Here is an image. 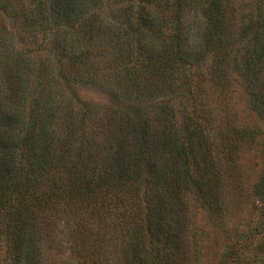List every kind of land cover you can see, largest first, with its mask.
<instances>
[{"label": "trees", "instance_id": "16d2710c", "mask_svg": "<svg viewBox=\"0 0 264 264\" xmlns=\"http://www.w3.org/2000/svg\"><path fill=\"white\" fill-rule=\"evenodd\" d=\"M262 81L264 0H0V264L197 262L255 144L233 84L264 120ZM254 194L232 264H264Z\"/></svg>", "mask_w": 264, "mask_h": 264}, {"label": "rangeland", "instance_id": "374dc122", "mask_svg": "<svg viewBox=\"0 0 264 264\" xmlns=\"http://www.w3.org/2000/svg\"><path fill=\"white\" fill-rule=\"evenodd\" d=\"M260 83H264V81ZM61 87H63L62 82ZM233 87L235 93L231 96L229 104L230 114L228 115L229 118L227 117L226 119V123L227 125L229 123L230 125L240 124L254 129L256 131L255 144L249 151H245L240 155L242 173L238 181V195L240 194V196L236 202H232L227 214L226 224L216 232L208 228H203L202 224L205 219H202L199 213L197 215L195 213V218L191 217L192 220L195 221V225H193L192 228L197 231L198 235H200V233L202 234L201 231L205 229L204 234H202L203 236H200L205 243L202 249L203 252L200 254V258L198 257L199 260L197 262L193 260L192 264H232L230 256L233 249L231 246L234 242L232 239L235 238V235L238 233L247 232L259 221L261 204L255 197L254 187L255 184L264 177V149H262L264 143V120L249 112L244 99L245 95L242 94V84L240 87L234 82ZM90 94H92V96H90ZM80 97L83 100L92 98L98 100V102L110 104L109 98L99 91H92V93L81 92ZM213 104L218 110L224 108L225 105L219 98H215ZM235 183V181H232L230 185L234 186ZM196 225L197 227H195ZM260 241L264 245V234L258 236L253 243L256 246ZM251 245L252 243L250 246ZM248 252L250 253V250H245L246 254ZM243 255L244 252H239V256ZM222 258L225 259V262L220 260ZM239 264H243V259H240Z\"/></svg>", "mask_w": 264, "mask_h": 264}]
</instances>
